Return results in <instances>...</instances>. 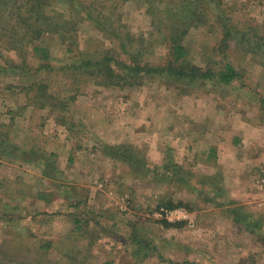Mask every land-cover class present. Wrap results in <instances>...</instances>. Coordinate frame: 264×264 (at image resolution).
I'll return each mask as SVG.
<instances>
[{
	"label": "rangeland",
	"instance_id": "374dc122",
	"mask_svg": "<svg viewBox=\"0 0 264 264\" xmlns=\"http://www.w3.org/2000/svg\"><path fill=\"white\" fill-rule=\"evenodd\" d=\"M90 1L116 6L118 31L72 16L61 0H36L34 24L44 30L35 40L23 35L22 15L0 30V264H264V192L255 187L264 171V0H219L184 36V60L216 71V15L230 19L228 54L240 75L230 84L149 74L122 86L97 85L92 67L74 66L84 58H105L117 73L121 63L165 66V0ZM250 28L263 38L253 56L240 51L257 39L239 40ZM37 83L74 99L66 110L36 107ZM206 134L221 138L219 161H205ZM123 144L143 156V168L103 152ZM238 153L262 157L244 196L225 183L241 173ZM161 202L183 204L160 208L180 210L185 218L171 222L181 225L161 224Z\"/></svg>",
	"mask_w": 264,
	"mask_h": 264
},
{
	"label": "trees",
	"instance_id": "16d2710c",
	"mask_svg": "<svg viewBox=\"0 0 264 264\" xmlns=\"http://www.w3.org/2000/svg\"><path fill=\"white\" fill-rule=\"evenodd\" d=\"M24 1H26L24 3ZM28 0H15L14 5L11 6L13 13L8 12L4 13L1 9V6L3 4H7L6 0H0V30H7V29H14L12 20L15 15H22L19 17L18 22L23 28L27 29V32L23 30V35H29L33 33L31 38L33 40L37 39L39 36V33H36V31H43L44 29H38L36 25L34 24L35 17L37 14L36 12V0H33L35 4L30 3L28 5ZM65 4L68 5L69 10L72 12V16H75L79 19H86L96 25L97 28L104 31H118V29L115 27V24L119 27L120 25L118 22H116L115 17V10L117 9L114 4L111 6H107L103 3H99L98 5H95L90 0H61ZM122 3L126 2L128 0H120ZM149 0H147L148 2ZM175 0H165V9L163 11L164 16L167 14V16H171L168 19V27L165 29L164 33V47L166 48V65L162 67H148L147 65H139L135 63H129V64H123L121 63V67H119V72L117 73L112 68H110L108 64L107 59H78L77 65L74 66V69H86L89 67H92L91 71L89 69V76H95L100 74L103 79L101 81L97 82V85H104L105 83L108 84H118L119 86L125 85L127 83L133 84L138 83L139 79L142 76L153 74H165L167 76L173 77L177 82L185 83V84H198L201 82H204L205 80H214L218 84L222 85H228L237 78H239V69H236L233 65V62L229 58V37L233 35L232 33V27L230 25V19L227 17H224L223 14L218 13L216 15V22L220 24L221 28V39L217 43L216 47H213L212 50L214 52L218 51V58H219V64L220 67L217 68L216 71H214L210 64L206 63L205 67H199L197 65H194L188 61H185V57L187 55V49L183 45V39L186 35L187 29L194 24H203L205 23L206 15L207 13H212V6L214 8L215 3L220 4L221 1L217 0H179L178 1V7L175 9L172 6V2ZM41 3V2H40ZM5 6V5H4ZM216 7V6H215ZM175 9V10H173ZM216 12L218 9L214 8ZM10 10V9H9ZM16 10V11H15ZM166 10V11H165ZM107 11V12H106ZM29 13V15H28ZM153 13V12H151ZM47 26L51 27L53 24V17L44 16ZM56 14V18H57ZM2 18V23H1ZM3 18H7V21H3ZM58 19V18H57ZM195 25V26H196ZM64 26V25H62ZM60 25H58V28ZM256 29L250 28L249 31L246 33H243L240 37L239 33L236 32V35H239V40L241 39L246 40L243 42L249 43L251 39H248L247 36L249 32H252L253 36L257 39L253 41V45L249 48H246L242 45L240 51H247L249 54L254 55L253 53H256V50L258 48V43L260 40H263L262 37H259L256 34ZM245 38V39H244ZM30 40L31 43L33 40ZM128 42H131L132 38H127ZM35 53H45V51L41 48H38L37 46H33ZM123 51L127 53V55L133 60H138L135 53L136 52H130L129 50L125 49V45L120 46ZM41 58L45 60V55H42ZM78 66V67H77ZM41 67V66H40ZM94 68V69H93ZM107 77L109 80H107ZM115 80V82H114ZM112 82V83H110ZM36 95L33 100V103L36 107H40L41 109L45 106H48L49 109L54 110L56 107L66 110L67 101L70 99L71 101L74 99V95H71L70 93L66 92V94L62 97V99H58L56 97H53L51 94H45L48 91L43 90V86H39V83H37L36 86ZM264 103V99L262 101ZM103 152L107 155H110L112 157L113 162L121 161L124 163H131V167L135 170H138L141 167L143 168V156H139V153H136L133 151V146L130 144H123L120 146H108L104 145ZM133 172H135L132 169ZM143 174H146L143 172ZM183 204L181 202L172 203V202H161L157 205L158 210L160 211L161 207L168 208L170 210L181 208ZM164 211H160V222L165 227H177L181 225L182 222L175 223L168 221L166 218L163 219Z\"/></svg>",
	"mask_w": 264,
	"mask_h": 264
},
{
	"label": "crops",
	"instance_id": "0c3cea01",
	"mask_svg": "<svg viewBox=\"0 0 264 264\" xmlns=\"http://www.w3.org/2000/svg\"><path fill=\"white\" fill-rule=\"evenodd\" d=\"M223 133V132H222ZM207 139L206 141H204V145H206V157H205V161H207L208 159H212V157L217 156L218 157V161L220 160V154L222 153V146L219 143L221 141V138L217 137L214 138L212 135L206 134ZM216 146V148H215ZM219 146V147H217ZM241 147V146H240ZM235 150V147L232 146L231 151ZM241 150V149H240ZM244 154V155H242ZM238 153V155L236 156V160L237 162L241 165V173H239L240 175L236 176L237 173L233 174L232 176V180L229 182H226V184L231 185L233 187H235L237 189V194L239 196H244L246 193V189L245 187L251 186V188H254V181H255V170L254 172H251L252 167L253 166H257L255 165L257 162H259V160L262 157H259L260 159L256 158L255 156H253L250 153ZM264 160V159H261ZM218 164V163H217ZM216 164V166H217ZM259 166V165H258ZM217 169V168H216ZM236 176V177H235ZM250 188V191L253 190ZM254 192H256V190L254 189Z\"/></svg>",
	"mask_w": 264,
	"mask_h": 264
},
{
	"label": "built area",
	"instance_id": "2783aa9c",
	"mask_svg": "<svg viewBox=\"0 0 264 264\" xmlns=\"http://www.w3.org/2000/svg\"><path fill=\"white\" fill-rule=\"evenodd\" d=\"M255 187H256L258 192L259 191H261L262 193L264 192V171H263L262 177L259 179L258 178L256 179ZM263 206H264V202H263ZM177 213H179V216L176 217V220H173L172 218H169L167 216V214H169L172 217L174 214H177ZM164 214H165L164 218H166L168 221H178L179 219L181 220L182 218H185V215H183L180 210H174L172 212H165ZM180 215H182V216H180ZM159 216H160V214H159Z\"/></svg>",
	"mask_w": 264,
	"mask_h": 264
}]
</instances>
